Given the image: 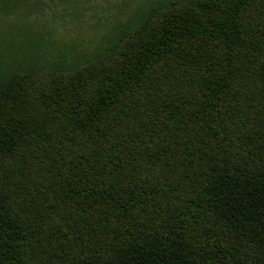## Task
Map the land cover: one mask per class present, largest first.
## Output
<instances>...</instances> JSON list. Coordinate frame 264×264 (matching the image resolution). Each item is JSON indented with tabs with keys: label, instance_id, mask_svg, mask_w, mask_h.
<instances>
[{
	"label": "trees",
	"instance_id": "trees-1",
	"mask_svg": "<svg viewBox=\"0 0 264 264\" xmlns=\"http://www.w3.org/2000/svg\"><path fill=\"white\" fill-rule=\"evenodd\" d=\"M99 19L0 49V264H264V0Z\"/></svg>",
	"mask_w": 264,
	"mask_h": 264
},
{
	"label": "rangeland",
	"instance_id": "rangeland-1",
	"mask_svg": "<svg viewBox=\"0 0 264 264\" xmlns=\"http://www.w3.org/2000/svg\"><path fill=\"white\" fill-rule=\"evenodd\" d=\"M76 2L72 4V2ZM121 0H27L14 13L0 15V49L30 45L44 39L48 45L92 46L104 31L99 19ZM74 5H77L75 8ZM124 7L120 12H127ZM42 37V38H41Z\"/></svg>",
	"mask_w": 264,
	"mask_h": 264
}]
</instances>
